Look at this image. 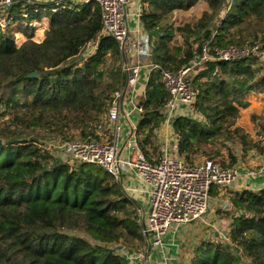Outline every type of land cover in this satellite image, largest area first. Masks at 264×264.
Masks as SVG:
<instances>
[{
	"label": "trees",
	"instance_id": "16d2710c",
	"mask_svg": "<svg viewBox=\"0 0 264 264\" xmlns=\"http://www.w3.org/2000/svg\"><path fill=\"white\" fill-rule=\"evenodd\" d=\"M198 1L207 11L192 32L190 26L187 34L177 29L185 34V47H169L174 32L166 28L167 19ZM45 2L12 0L5 8L6 25L0 26V104L7 109L23 104L35 116L33 124L77 130L82 141H99L96 131L106 116L110 96L126 83L121 50L113 37L100 34L101 14L94 2ZM143 3L142 31L149 39L158 38L143 60L176 71L206 44L215 57L192 75L194 109L180 107L171 119L178 157L195 164L207 145L230 130L239 108L248 104L245 97L264 94V60L253 55L219 60L215 52L246 43L264 46V0ZM221 12L224 17L214 25ZM42 18L47 19L48 28L38 43L32 40L35 30L30 25ZM15 33L25 37L20 46ZM92 41L97 43L92 54L79 58ZM110 60L118 66L107 69ZM144 98L136 134L142 154L154 163L162 155L155 132L165 120L162 107L167 99L159 75L149 77ZM194 111L203 120L192 116ZM228 195L227 204H220L227 220L231 219L227 236L200 241L191 264H264V185ZM217 197L222 196L211 188L210 203ZM136 208L121 184L103 169L86 164L71 167L35 140L0 133V264H130L124 253L144 245ZM70 231L88 236L91 242Z\"/></svg>",
	"mask_w": 264,
	"mask_h": 264
},
{
	"label": "built area",
	"instance_id": "2783aa9c",
	"mask_svg": "<svg viewBox=\"0 0 264 264\" xmlns=\"http://www.w3.org/2000/svg\"><path fill=\"white\" fill-rule=\"evenodd\" d=\"M91 1L97 4L100 10L102 23L100 34L113 37L125 54L122 71L126 74V83L123 91L114 92L109 99L105 118L111 126L110 141L72 140L60 145L58 149L61 160L62 157L65 160L66 157L68 158L67 165L97 166L121 186L124 175L129 171L143 181L148 196V208L144 212L137 207L135 211L144 245L124 253L130 264H143L150 250L161 247L170 232L176 231L178 227L204 220L210 207L211 188H229L242 178V173L234 167L222 168L212 160L188 164L178 155L165 149L158 161L150 163L142 154L138 138L133 131L126 140V150L123 153L124 150L119 147L122 133L119 123L122 101L132 99L139 78L138 61L141 62L142 58L148 57L151 52L150 40L143 34L139 19L144 3L143 0H80L78 3ZM11 2L12 0H5L6 7ZM135 2L138 4V10L134 13ZM132 22L135 24L133 29L129 26ZM215 52L219 60L240 59L244 55H246L244 57L253 55L258 58L264 56V50L260 51L258 46L247 51H238L230 47L227 50L216 49ZM132 59L136 61L133 62ZM214 59L210 47L206 44L201 53L188 65L176 71L150 65V70L158 73L160 83L167 93V99L162 107L166 122L172 119L175 111L180 107H186L189 111L194 109L195 91L192 75ZM263 174L262 169L246 171L243 177L255 179ZM122 188L124 192H128L127 186Z\"/></svg>",
	"mask_w": 264,
	"mask_h": 264
},
{
	"label": "rangeland",
	"instance_id": "374dc122",
	"mask_svg": "<svg viewBox=\"0 0 264 264\" xmlns=\"http://www.w3.org/2000/svg\"><path fill=\"white\" fill-rule=\"evenodd\" d=\"M40 1L46 3L45 1L47 0H40ZM78 1L80 0H77V3ZM143 7L144 5L142 6V9ZM5 8H6L5 0H0V26L2 28H4V26L6 25L5 23H6L7 14L5 12L6 11ZM205 11H207L206 5L203 2L198 1L196 5L193 6L191 9H189L188 11H178L171 14L169 19H167L168 25H166V28L168 30H172L174 32L173 37L169 39L168 42L169 47L172 48L178 46L185 47L183 43V39H184V35L187 34L186 27L190 26L189 30L192 32V26L200 18H202V15ZM223 17H224V13L221 12L219 14V18L217 17V19L215 20L214 25L218 24ZM165 23L166 21L162 22V24ZM47 25L48 22L46 18H42L40 22L32 23L30 25L35 30L32 38L34 42L39 43L43 41L45 37V32L48 28ZM177 29H182L184 33L185 32L186 33L183 34L182 32L177 31ZM195 34L201 35V33H195ZM189 37L191 38L192 36L190 35ZM193 38L190 41L195 42L196 40H194ZM14 39L17 46H20L25 41V37L19 33H15ZM157 39L158 38L156 37L149 39L150 44L151 42L153 43V47ZM247 39L248 41L251 40V38L249 37H247ZM96 44L97 43L92 41L91 44H88L86 47H84L80 53L79 58L86 57L87 55H91L96 47ZM261 45L262 44L260 43L254 44V46H258L260 51H263L264 46ZM196 46L197 45H195L194 47ZM254 46H251L249 43H246L243 47L232 45L229 46L228 48L234 47L235 50L238 51H247L253 48ZM228 48H226L225 50H227ZM237 57H239V55ZM259 59L260 62H263L264 56L263 55L260 56ZM147 62L148 63L146 65L149 64V68H150L152 62L150 61ZM113 66L117 67L118 65L115 61L112 62L111 60L108 61L107 69H111ZM105 78L107 81H110V76L107 73ZM124 87L125 85L121 89L122 91ZM134 95L136 98V92ZM139 95H142V92H139ZM245 101L248 103L247 106L243 108L242 107L239 108L238 117L234 121V124L231 126L230 130L226 132L224 136L218 137L217 140H213L210 143V145H207L205 147V151L202 153L203 155H198L196 157L195 164L201 163L205 160H214L219 164H223L225 166H231L230 164H232L234 168H237L239 170L240 173H246V171H259L261 169L264 173V136L261 135V133L264 131V128H262L261 126L264 125V94L250 93L247 97H245ZM192 116L203 120V118L196 111L193 112ZM33 122H36L35 116L30 115L28 113L27 107L24 106L23 104L18 105L14 109H7L5 106L0 104V133H2V135H8L18 140H23V139L27 141L35 140L37 143H39L42 149H44L46 152H48L50 155H52V157L56 159L61 160L60 152L58 149L60 145L64 144L67 141L84 140L80 137V133L77 130L70 131V130L58 129L57 127H52L53 125L49 126L44 123H39L36 125L33 124ZM236 129L240 130L241 133H235L234 130ZM96 134L100 139L106 141H110L112 139L111 126L110 124L107 123L104 117L101 123V127L97 129ZM241 136L245 138L242 139ZM157 157H159V153L155 155V158ZM62 159L63 160H61V162L64 164L68 160L67 157L66 160L64 157H62ZM241 179L240 181L237 182L236 186L238 187H236V189L241 188L243 190L245 189L252 190L256 187H262L264 185V174L262 176H258L255 179H251L248 177H242ZM234 186L235 184L233 186H230V188H225V189L216 188L217 191L221 192L219 194L222 197L214 198V200L211 201L210 203V207L212 209L210 211V214H211V218H213L214 220L216 219L215 217L216 209H219L218 207L220 204H225V203L227 204V199L229 196L228 193L234 192L235 189L233 188ZM125 192L128 193L127 191ZM223 213H224L223 216L227 217L225 215V212ZM218 217L219 216L217 215V219ZM218 220L220 221V219ZM224 222L225 221H223V224ZM218 229H221L219 230L221 233L220 234L221 237L222 235L226 234L225 233L226 231L223 230L221 227H218ZM212 231L214 230L211 229V231L207 232L206 236L207 237L209 236L208 237L209 240H211L214 236V233ZM68 234L83 237L87 241L91 242V239L88 236L83 235L81 233L70 231L68 232ZM226 236L227 235H225V237ZM199 241L201 240L199 239ZM222 241H226V240L222 239Z\"/></svg>",
	"mask_w": 264,
	"mask_h": 264
},
{
	"label": "crops",
	"instance_id": "0c3cea01",
	"mask_svg": "<svg viewBox=\"0 0 264 264\" xmlns=\"http://www.w3.org/2000/svg\"><path fill=\"white\" fill-rule=\"evenodd\" d=\"M137 10H138V4L137 2H135V5L133 7V12L135 13ZM129 26L131 29H133L135 27L134 22L130 23ZM143 34L146 35L144 32ZM132 61L135 62L136 60L132 59ZM138 63H139L140 71L138 75L139 76L138 84L136 85V90H135L136 98L134 92L132 99L131 100L128 99L127 101L126 100L122 101V105H121L122 111L120 114L119 123L121 124L122 127V133L120 137L119 147L124 150L123 153H125L126 150L125 148L126 140L132 131L134 132L135 136L138 138L136 134V126L138 124L140 110L135 108V104H137L140 101V97L144 96V92L147 83L149 81V77L154 75L158 78V73L151 71L149 68V64L146 65L148 63L146 59L144 60L142 59L141 62L138 61ZM139 92H142V95H139ZM155 136H156L155 138L156 145L158 147V150L161 151V153L165 149L170 153H174L177 155V151H176L177 137L173 133L171 127V120L169 122H166L164 120L160 128L155 132ZM153 158L156 159L155 155ZM244 175L245 173H242V177ZM236 184L233 187L235 188L234 192L243 191V189L241 188L236 189V187H238L236 186ZM122 186L128 187V193L126 194L137 204V207H140L145 212L148 208V203H147L148 196L147 193H145L146 186L143 183V181L138 179L135 173L129 171L124 175L122 179ZM245 190H249V189H245ZM218 208L219 209H216L215 211V217H216L215 220L211 218L210 211L212 209L210 207L208 213L205 216V219L202 221L203 223L198 222V223H193L191 225L178 227L176 231L170 232L168 235H166L163 241V245L161 247L150 250V252L148 253V257L145 259L143 264H191V259L194 257L196 246L198 245V243H200L199 239L201 241L209 240L208 239L209 236L208 237L206 236L207 232L211 231V229L214 230L212 231L214 233L212 239H221V235H220L221 233L219 231L221 229H218V227H221L223 230L226 231L225 233H227L228 223L231 222V219L227 220V217L223 216L222 213L225 212L226 210H224L220 205ZM217 215L219 216L218 219H220V221L217 219ZM223 221H225L224 224ZM142 246L143 243L142 245H136L135 248L139 249Z\"/></svg>",
	"mask_w": 264,
	"mask_h": 264
},
{
	"label": "water",
	"instance_id": "95a60500",
	"mask_svg": "<svg viewBox=\"0 0 264 264\" xmlns=\"http://www.w3.org/2000/svg\"><path fill=\"white\" fill-rule=\"evenodd\" d=\"M121 55H122V59L125 61V54H124V52L121 51ZM32 76H36V74H33ZM144 101H145L144 96L140 97V101L137 104H135V108L138 109V110H140L141 107L144 104Z\"/></svg>",
	"mask_w": 264,
	"mask_h": 264
}]
</instances>
